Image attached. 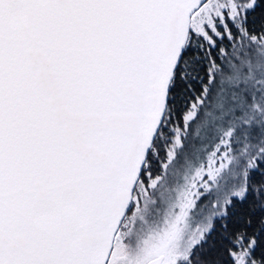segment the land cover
I'll return each mask as SVG.
<instances>
[{
    "label": "snow or ice",
    "instance_id": "obj_1",
    "mask_svg": "<svg viewBox=\"0 0 264 264\" xmlns=\"http://www.w3.org/2000/svg\"><path fill=\"white\" fill-rule=\"evenodd\" d=\"M0 264H264V0H0Z\"/></svg>",
    "mask_w": 264,
    "mask_h": 264
}]
</instances>
